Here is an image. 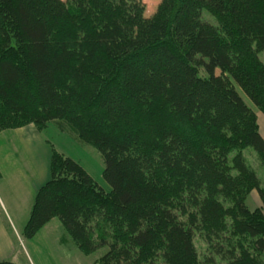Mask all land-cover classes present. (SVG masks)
<instances>
[{
	"label": "trees",
	"instance_id": "trees-1",
	"mask_svg": "<svg viewBox=\"0 0 264 264\" xmlns=\"http://www.w3.org/2000/svg\"><path fill=\"white\" fill-rule=\"evenodd\" d=\"M144 8L0 0V133L52 124L100 154L110 186L51 147L22 236L56 219L104 251L94 264H264V185L243 156L264 167V140L234 87L264 114V0Z\"/></svg>",
	"mask_w": 264,
	"mask_h": 264
},
{
	"label": "crops",
	"instance_id": "crops-1",
	"mask_svg": "<svg viewBox=\"0 0 264 264\" xmlns=\"http://www.w3.org/2000/svg\"><path fill=\"white\" fill-rule=\"evenodd\" d=\"M254 112L259 133L264 140V114L257 109ZM12 132L17 135L19 144L23 145L28 160L22 162L25 164L24 167L15 164L6 169L10 172L1 174L0 261L8 260L17 264H86L75 251L61 249L66 240L60 232L64 228L58 221L52 220L47 223L30 240H25L21 236L22 225H25L27 215L30 213L35 192L50 178L51 149L32 125ZM15 191L22 195V199L15 200ZM246 205L248 208L251 205L253 209L262 206L256 191L249 194ZM16 224L20 225V232L16 230L14 226ZM262 259L264 262V254Z\"/></svg>",
	"mask_w": 264,
	"mask_h": 264
},
{
	"label": "rangeland",
	"instance_id": "rangeland-1",
	"mask_svg": "<svg viewBox=\"0 0 264 264\" xmlns=\"http://www.w3.org/2000/svg\"><path fill=\"white\" fill-rule=\"evenodd\" d=\"M144 3V19L148 20L152 17V15L156 12V9L161 2V0H142ZM202 18L205 22L215 25L216 22L212 17H210L206 12H202ZM259 60L264 64V51L258 53ZM200 76H207L205 72H201ZM235 90L245 102V104L253 109L256 110L254 105L250 102V100L244 95V93L240 90V88L234 84ZM36 129V128H35ZM37 130V129H36ZM38 131V130H37ZM42 139L49 145V148L53 147L56 151L67 156L80 164L82 168L92 177V179L99 184L105 191L110 190V186L105 182L102 177L103 172V160L100 154L92 147L87 145H82L75 141L72 137L68 134L60 132L56 129V127L52 124H49L46 129L42 130L41 132L38 131ZM17 135L12 130H6L0 133V174L4 172H10L6 169L16 166L22 165L23 167L25 164L22 162L28 160L26 157V152L21 145L19 144V140L17 139ZM51 153V151H50ZM6 155V156H4ZM42 157V153H40ZM51 155V154H50ZM243 156L245 158L246 164L256 173L258 179L260 180L261 184L264 185V167H262L254 154L253 149L247 148L243 151ZM7 161V162H6ZM50 161V158H49ZM29 170V168H25ZM4 170V171H3ZM14 171V169H13ZM2 176V175H1ZM5 182V180H3ZM15 200L22 199V195H20L17 191L14 192ZM250 204V203H249ZM250 209H253L251 205H249ZM29 214L27 215L28 220ZM55 221H57L55 219ZM16 230L20 232V225H14ZM24 228V225H22ZM23 231V230H22ZM21 231V234H22ZM62 236L65 238V243L62 244L61 249L63 251L72 250L75 251L78 257H81L86 264H94L95 260H97L104 251L96 252L93 255H86L78 251L68 234L65 230H61ZM22 236V235H21ZM23 237V236H22ZM24 239V238H23ZM195 243L197 245V249L199 251L203 250L202 243L196 238ZM52 245V244H51ZM74 252V253H75ZM30 264V263H28Z\"/></svg>",
	"mask_w": 264,
	"mask_h": 264
}]
</instances>
